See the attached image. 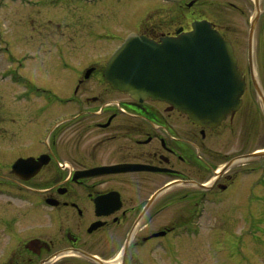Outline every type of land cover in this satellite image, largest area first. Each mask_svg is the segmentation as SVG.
<instances>
[{
    "label": "flooded vegetation",
    "instance_id": "flooded-vegetation-1",
    "mask_svg": "<svg viewBox=\"0 0 264 264\" xmlns=\"http://www.w3.org/2000/svg\"><path fill=\"white\" fill-rule=\"evenodd\" d=\"M143 15L135 29L158 40L191 30L195 21L210 22L234 45L253 84L250 44L258 50L261 44L264 58V0H156ZM244 46L248 68L239 52ZM103 64L91 63L78 73L72 94L57 100L56 112L68 110L57 113L45 144L26 147L23 156L39 161L35 174L23 178L13 171L22 153H13L11 164L1 162L7 174L0 183V264H192L188 243L203 238L194 232V214L209 191L192 182H208L203 180L208 173L215 175L245 154L239 139L234 141L240 138L235 131L248 119L249 137L255 134L254 111L262 113L258 97L247 90L237 113L216 128H204L164 101H138L114 90L104 79ZM86 80L100 92L78 98ZM227 122L229 129L221 130ZM71 131L79 136H65ZM230 134L235 151L229 142L215 148L220 136ZM85 142L88 148L82 149ZM74 145L77 153L68 159ZM238 178L231 167L210 190L225 192ZM180 180L185 183L173 184ZM192 186L200 189L197 199L190 198ZM182 198L189 201L178 211Z\"/></svg>",
    "mask_w": 264,
    "mask_h": 264
},
{
    "label": "rangeland",
    "instance_id": "rangeland-1",
    "mask_svg": "<svg viewBox=\"0 0 264 264\" xmlns=\"http://www.w3.org/2000/svg\"><path fill=\"white\" fill-rule=\"evenodd\" d=\"M95 1L0 0V45L7 46L0 54V73L3 72L7 80H0V168L3 160L11 164L18 153L22 154L14 163L21 159L28 160L29 157L23 155L28 153L26 147L31 143L33 148L45 144L57 113L68 110L56 112L59 106L57 100L72 94L78 73L88 65L96 62L103 64L106 61L108 54L126 32L137 27L143 10L156 0H115L111 3L109 0ZM258 47L259 50L256 44L255 71L264 84L261 44ZM239 52L243 65L248 68L245 46L239 48ZM248 77L251 81L250 74ZM252 88H248L251 89L250 95L257 98ZM39 89L48 93L42 95ZM98 92L100 90L95 87V83L86 80L80 85L77 96L82 98ZM114 95V98L122 97L118 93ZM14 110L19 116L18 113L12 114ZM254 112L257 114L253 123L255 134L249 137L248 119L242 120L235 131L240 138L236 136L234 141L239 139L238 148L241 153L253 154L256 150H264V116L258 109ZM228 129L229 122L221 130ZM12 130L14 133H10ZM76 133L71 131L65 136L77 138L79 135ZM17 137L19 140H15ZM232 141L231 134L229 139L222 135L213 144L215 148L222 149L229 142L230 150L235 151L236 144L232 145ZM81 146L82 149L88 148V143ZM13 153L17 154L13 156ZM67 153L68 159L73 158L77 153V145ZM243 164L256 166L260 170L250 175L243 174L246 176L236 183L234 198H224L207 206L201 219L205 223L203 238L189 242L187 247L190 250L185 248L190 251L192 264H264V179L258 178L263 176L264 156L254 155L232 167L234 170L240 169ZM6 174L0 169V183L5 182L3 176ZM11 177L16 180V177ZM206 179L211 184L215 175L208 173L203 178ZM196 188L192 186L189 190L190 198L193 196L191 199L200 193V189ZM188 201L187 198L178 200L177 210Z\"/></svg>",
    "mask_w": 264,
    "mask_h": 264
},
{
    "label": "water",
    "instance_id": "water-1",
    "mask_svg": "<svg viewBox=\"0 0 264 264\" xmlns=\"http://www.w3.org/2000/svg\"><path fill=\"white\" fill-rule=\"evenodd\" d=\"M104 74L115 89L139 100H165L203 126L238 110L246 88L232 44L206 22L161 42L131 34Z\"/></svg>",
    "mask_w": 264,
    "mask_h": 264
}]
</instances>
